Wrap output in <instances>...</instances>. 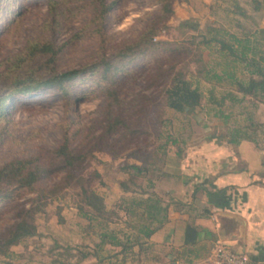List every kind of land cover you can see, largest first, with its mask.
Here are the masks:
<instances>
[{
	"label": "rangeland",
	"instance_id": "1",
	"mask_svg": "<svg viewBox=\"0 0 264 264\" xmlns=\"http://www.w3.org/2000/svg\"><path fill=\"white\" fill-rule=\"evenodd\" d=\"M239 3L249 8L245 0H239ZM68 4L73 8L66 13L67 17L61 19L58 25L48 26L44 24L49 17L47 0L6 1L0 19V70L7 64L10 55L23 48L28 40L37 37L49 38L60 46L54 61L58 72L79 67L97 58L99 37L94 32L95 28L101 27L110 36L104 45L109 51L122 40L135 37L149 24L151 13L158 7L154 0H113L110 12L101 20L97 18V1L70 0ZM228 6V0H175L173 13L165 25L158 28L153 39L165 40L169 46L183 41L186 34L192 31L179 26L186 19H192L204 31L208 26L237 28L236 15L227 9ZM15 10L19 13L14 14ZM253 14L257 24L262 26L264 9L261 13ZM195 46L199 47L196 61L190 56L186 59L177 56L164 62L163 67L174 62L172 72L182 69L196 73L203 61L219 70L228 59L214 41L209 45L198 41ZM153 64L150 58H138L131 65L134 72L120 76L121 103L113 105L112 109H117L132 127L133 133L128 132L125 136L120 135L123 128L119 127L104 138L95 139L102 132L105 122V98L94 83H76L74 88H78L79 93L83 88H91L70 102H66L54 87L16 96L11 110L0 118V164L13 157L33 154H37L42 162H50L53 158L51 151L68 129V132H72L70 146L80 147L87 152L83 167L79 170L85 178L84 184L87 177H92L94 172L99 173V178L91 179L90 185L102 196L106 211H100V199L92 204L84 202L75 179L69 184L57 185V191L46 195H37L39 190H18L12 184L2 183L1 189L11 191V195L0 197V231L17 220L16 211L19 208L32 206L36 209L34 222L37 232L11 246L8 256H0V264H64L67 260L78 261V264H97L93 256L78 260L79 255L74 254L75 250H71L73 255H69L65 249L67 245L75 247L80 244L93 247L99 239L96 230L101 227L95 220L89 221L82 216L78 205L86 210L105 213L111 220L109 228L128 230L125 219L129 216L119 209V200L128 197L133 190L146 188L150 179L152 190L169 205L178 206L174 204L177 201L175 198L182 197L189 187L191 171L196 167L198 155L211 152L209 139L223 140L210 136L223 134L227 124L212 114L214 109L208 104L196 106L190 111L168 106L165 87L170 76H158L153 80L155 76L147 75L154 69ZM235 71L241 78L245 76L239 66ZM200 82L202 89L209 87L201 77ZM230 85L223 79L215 84L214 93L220 96ZM237 94L241 96L240 92ZM224 108L232 110L228 118L230 124L245 123V110L252 111L256 123L259 120L264 122V102L244 99L232 105L227 102ZM260 128L257 132L258 144L255 143L264 156V130ZM118 136L119 142L115 141L111 147L106 145L105 142H111ZM176 150L180 151L181 156L175 155ZM128 162L146 166V175L132 176L121 170L120 167ZM62 173L63 170L51 173L41 184L51 187L59 181ZM117 248L107 245L100 253L107 254ZM169 252L170 256L167 255ZM175 255L173 248L154 242L140 254L129 257L125 264H180L172 261ZM206 262L200 264H215L209 258Z\"/></svg>",
	"mask_w": 264,
	"mask_h": 264
},
{
	"label": "trees",
	"instance_id": "2",
	"mask_svg": "<svg viewBox=\"0 0 264 264\" xmlns=\"http://www.w3.org/2000/svg\"><path fill=\"white\" fill-rule=\"evenodd\" d=\"M6 1L8 2V0H0V19L3 17L2 7ZM69 1L47 0L49 17L44 21V24L55 26L61 19L67 17L66 13L71 12L73 8L68 4ZM94 1L99 3L97 18L102 20L110 12L113 0L110 2L107 0ZM154 1L158 3V7L151 13L152 18L149 24L141 29L135 37L122 40L115 47H111L109 51L104 45L110 36L105 34L101 27L95 28L94 32L96 31L99 37L97 58L79 67L58 72L54 61L61 49L60 46L46 37L28 40L23 48L7 58V64L0 70V118L11 110L18 95L54 87L66 102H70L91 88H83L80 93L78 88H74L76 83L86 82L89 85L94 83L105 98L103 110L105 122L102 132L95 139L104 138L119 127L123 128L121 136H125L128 132L133 133L130 124L117 109L113 111L112 108L113 105L118 106L121 103L119 97L120 76L134 72L131 65L136 59L150 58V61L154 62V69L148 72V76H155L153 80L158 79V76H170L169 83L165 87L168 106L176 110L190 111L196 106L211 105L214 109L212 114L227 125L223 134H213L210 137L221 138L229 143H237L241 139L257 143L258 127H262L260 129L263 131L264 122L259 120L256 123L253 120L252 111L245 110V123L230 124L228 118L231 117L232 110H225L224 107L227 102L232 105L242 102L244 99L264 102V26L257 24L253 14L262 12L264 0H245L249 8L240 4L239 0H228L227 9L236 15L234 20L237 28L208 26L204 31L192 19L181 21L179 26L190 28L192 31L186 34L183 41L173 46L167 45L168 42L165 40L153 38L158 28L165 25V21L173 13L175 0ZM13 13L18 14L19 11L15 10ZM198 41L203 45H209L212 41L218 44L219 50L228 58L219 70L204 61L195 71L198 75L190 70L182 69L172 72L174 62L163 67L164 62L170 58L176 59L177 56L179 59H186L190 56V59L196 61L199 47L195 44ZM237 66L241 72H244L243 78L236 74ZM200 77L209 84V87L202 89ZM223 79H226L229 85L231 84L230 88L217 96L214 93L215 84ZM237 92H240L241 96H238ZM240 113L242 112L238 114ZM119 136L111 142H105L106 145L111 147L115 141L119 142ZM71 141L72 132L65 129L59 144L51 151L53 158L50 162L47 160L42 162L38 160L37 154H33L28 157H13L1 163L0 197L6 198L11 195V191L1 189L2 183L12 184L13 188L18 190H39L37 195H46V193L57 191V185L69 184L71 180L75 179L79 183L80 194L84 202L92 204L95 200H101L100 211H106L102 196L90 185V180L99 178V173L94 172L92 177H87L86 184H84L85 178L79 173V170L83 167L82 163L86 159L87 152L80 147H71ZM175 155L181 156L180 151L176 150ZM120 169L132 176H144L148 170L146 166L136 162L125 163ZM61 170L63 173L59 181L51 187L41 184L42 180L51 173ZM150 180L146 188L133 190V193L128 197H121L119 200V209L124 211L127 217L129 216L125 219L128 230L109 228L108 223L111 220L105 213L86 210L79 204L78 209L81 211V215L89 221L95 220L101 229L96 230L99 239L93 247L86 244L75 245V247L65 246L69 255H73L71 250H75L74 254L79 255L78 260L93 256L97 264H125L129 257L138 255L153 245L154 242L150 240V236L167 220L170 203L150 188L153 185ZM174 204L178 205V208L186 210L192 208V204L189 202L177 200ZM35 210L32 206L19 208L16 211L17 220L4 231H0V256H8L11 246L36 234ZM202 211L204 213L208 210L202 208ZM59 217L62 220L61 216ZM107 245L118 248L107 254L100 253ZM191 251L193 249L189 247L182 251L173 248L175 254ZM249 260L250 264H255L253 259L249 258ZM64 264H78V261L67 260Z\"/></svg>",
	"mask_w": 264,
	"mask_h": 264
},
{
	"label": "crops",
	"instance_id": "3",
	"mask_svg": "<svg viewBox=\"0 0 264 264\" xmlns=\"http://www.w3.org/2000/svg\"><path fill=\"white\" fill-rule=\"evenodd\" d=\"M215 140L209 139L211 152L198 155L189 187L175 198L191 203L192 208L169 205L167 220L150 240L180 251L192 248L172 259L180 264L208 263L212 249L220 243L255 264H264V156L251 140ZM202 208L208 211L203 213Z\"/></svg>",
	"mask_w": 264,
	"mask_h": 264
},
{
	"label": "built area",
	"instance_id": "4",
	"mask_svg": "<svg viewBox=\"0 0 264 264\" xmlns=\"http://www.w3.org/2000/svg\"><path fill=\"white\" fill-rule=\"evenodd\" d=\"M215 264H250L249 258L225 244H217L209 256Z\"/></svg>",
	"mask_w": 264,
	"mask_h": 264
}]
</instances>
